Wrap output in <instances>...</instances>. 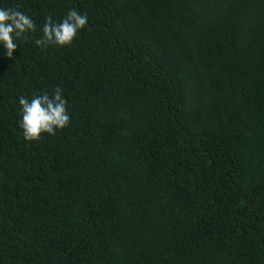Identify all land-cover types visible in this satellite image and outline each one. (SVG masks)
Segmentation results:
<instances>
[{
  "label": "trees",
  "instance_id": "trees-1",
  "mask_svg": "<svg viewBox=\"0 0 264 264\" xmlns=\"http://www.w3.org/2000/svg\"><path fill=\"white\" fill-rule=\"evenodd\" d=\"M0 7L36 25L0 58V264H264V0ZM57 87L68 126L26 140L20 98Z\"/></svg>",
  "mask_w": 264,
  "mask_h": 264
},
{
  "label": "clouds",
  "instance_id": "clouds-1",
  "mask_svg": "<svg viewBox=\"0 0 264 264\" xmlns=\"http://www.w3.org/2000/svg\"><path fill=\"white\" fill-rule=\"evenodd\" d=\"M45 19L43 36L35 41L37 46L69 45L88 22L86 14L74 9L69 10L59 23L54 22L51 17ZM35 31V22L29 15L17 8L0 7V46L4 49L0 52V58L12 60L13 53L18 48L17 42L22 38L26 39L27 33ZM19 104L22 117L19 123L24 138L28 141L40 139L42 133L55 135L57 130H62L69 124L67 101L59 87L51 95L42 93L31 100L20 98Z\"/></svg>",
  "mask_w": 264,
  "mask_h": 264
}]
</instances>
